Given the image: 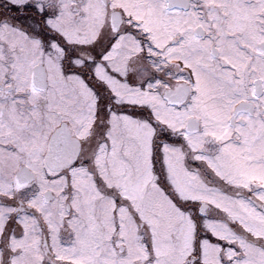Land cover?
Segmentation results:
<instances>
[{"label": "snow or ice", "instance_id": "6c2138e0", "mask_svg": "<svg viewBox=\"0 0 264 264\" xmlns=\"http://www.w3.org/2000/svg\"><path fill=\"white\" fill-rule=\"evenodd\" d=\"M0 264H264V0H0Z\"/></svg>", "mask_w": 264, "mask_h": 264}]
</instances>
